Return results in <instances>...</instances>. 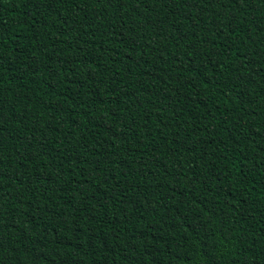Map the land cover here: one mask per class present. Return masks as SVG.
Returning a JSON list of instances; mask_svg holds the SVG:
<instances>
[{
  "label": "trees",
  "instance_id": "1",
  "mask_svg": "<svg viewBox=\"0 0 264 264\" xmlns=\"http://www.w3.org/2000/svg\"><path fill=\"white\" fill-rule=\"evenodd\" d=\"M0 264H264V0H0Z\"/></svg>",
  "mask_w": 264,
  "mask_h": 264
}]
</instances>
